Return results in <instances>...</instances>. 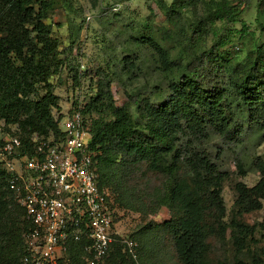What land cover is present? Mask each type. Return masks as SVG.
<instances>
[{
  "label": "trees",
  "instance_id": "1",
  "mask_svg": "<svg viewBox=\"0 0 264 264\" xmlns=\"http://www.w3.org/2000/svg\"><path fill=\"white\" fill-rule=\"evenodd\" d=\"M156 1L167 19L166 26L157 28L164 43L153 36L143 41L157 68L169 77V92L157 100L132 88L127 95L133 115L128 105H116L107 74L96 80L82 114L88 120L90 146L98 153V184L104 188L121 179L143 184L157 207H167L171 217L164 227L178 264H227V244L231 264H262L264 252L261 256L253 248L256 226L244 215L262 208L264 162L259 157L253 161L260 174L255 185L234 184L236 198L228 214L222 190L229 173L219 163L221 152L213 149L223 143L243 144L254 128L264 142V44L255 45L240 61L219 52L220 39L205 46L216 22L228 25L240 17V1ZM89 2L95 6L98 0ZM58 3L0 0V120L16 124L24 140L33 133H59L52 113L59 96L51 78L66 67L73 72L74 85L80 80L68 62L74 44L64 46L47 22ZM198 4L204 5L203 14L182 25L179 9ZM257 10L264 11V0ZM176 44L179 59L169 50ZM138 70L137 62L124 56L118 78L132 86ZM238 166L244 173L240 162ZM4 174L0 169V264H27L24 235L31 224L7 189ZM67 264H88L79 244L68 250ZM100 264L136 262L115 242Z\"/></svg>",
  "mask_w": 264,
  "mask_h": 264
},
{
  "label": "rangeland",
  "instance_id": "2",
  "mask_svg": "<svg viewBox=\"0 0 264 264\" xmlns=\"http://www.w3.org/2000/svg\"><path fill=\"white\" fill-rule=\"evenodd\" d=\"M165 1L169 5L173 0ZM230 1L241 2L243 9L240 17L228 25L216 22L206 35L205 46L220 39L222 45L219 52L240 61L255 45L264 44V11L259 13L257 10L259 0ZM116 5L119 7L114 10ZM179 11L181 16L178 19L182 25H186L203 14L204 5L187 6ZM47 22L62 39L64 46L74 44L68 62L72 68H77L80 75L78 85L73 84V72L66 67L51 78L54 93L59 96L58 107L52 109L55 119L65 115L78 98L86 101L96 89V80L105 74L110 77L116 105H128L133 115L136 114L135 107L128 92L136 89L137 95L157 100H162L168 94L169 77L157 68L151 49L143 41V38L153 36L164 43L157 28L166 26L167 19L165 10L156 0H98L95 6L89 0H59ZM169 50L173 59L182 57L177 44L169 47ZM124 56H130L139 67L132 86L118 78ZM39 93H44L41 87ZM217 150L221 152L220 165L229 173L222 190L229 214L236 198L234 184L240 181L253 186L259 180L260 174L253 161L259 157L264 162V142L254 128L248 132L243 144L236 147L223 143L213 152ZM238 162L244 173L240 172ZM104 189L113 202L116 230L121 238L136 243L132 254L123 247L136 264H178L171 237L164 227V222L171 217L169 209L157 207L156 201L145 195L143 184L121 179L111 182ZM244 220L256 226L253 248L261 251L260 255L263 256L264 199L262 208L245 214ZM227 232L229 234V230ZM225 247L224 252L229 260L227 264H231V248H228V244Z\"/></svg>",
  "mask_w": 264,
  "mask_h": 264
},
{
  "label": "built area",
  "instance_id": "3",
  "mask_svg": "<svg viewBox=\"0 0 264 264\" xmlns=\"http://www.w3.org/2000/svg\"><path fill=\"white\" fill-rule=\"evenodd\" d=\"M85 103L78 98L56 119L57 135L33 133L24 140L16 124L0 120V169L31 224L24 235L27 264H67L73 244L88 264L103 262L115 242L130 254L136 246L116 230L113 202L98 184Z\"/></svg>",
  "mask_w": 264,
  "mask_h": 264
}]
</instances>
